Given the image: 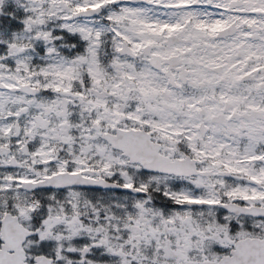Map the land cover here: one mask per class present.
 <instances>
[{"label": "snow or ice", "instance_id": "6c2138e0", "mask_svg": "<svg viewBox=\"0 0 264 264\" xmlns=\"http://www.w3.org/2000/svg\"><path fill=\"white\" fill-rule=\"evenodd\" d=\"M0 264H264V0H0Z\"/></svg>", "mask_w": 264, "mask_h": 264}]
</instances>
